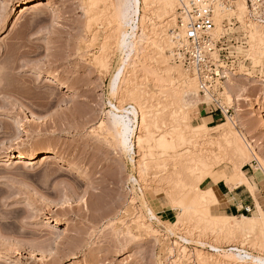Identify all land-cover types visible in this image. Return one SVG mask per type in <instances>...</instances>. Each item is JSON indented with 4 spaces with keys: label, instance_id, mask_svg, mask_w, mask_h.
Returning a JSON list of instances; mask_svg holds the SVG:
<instances>
[{
    "label": "rangeland",
    "instance_id": "obj_1",
    "mask_svg": "<svg viewBox=\"0 0 264 264\" xmlns=\"http://www.w3.org/2000/svg\"><path fill=\"white\" fill-rule=\"evenodd\" d=\"M27 1L31 0H0V264H201L199 258L206 255L210 264H217L225 254L212 252L210 245L223 249L236 245L264 256V245L255 235L220 238L207 225L206 230L203 225L198 228L196 219L186 221L166 195L172 185V153L157 149L156 140L168 132L170 120L165 116L169 113L170 119L175 107L171 99L177 95L171 83L163 82L161 53L173 69L195 75L176 64L173 57L170 30L177 27L181 0H177L175 24L168 29V37L155 5H141L146 16V49L136 54L125 70L119 96L111 94V80L122 58L111 0H95L98 6L94 0H42V6L23 13ZM209 1L215 14L214 36L228 34V42L233 39L237 44L231 51L237 52L238 66H226L231 74L219 95L232 111L212 123L208 116L213 99L200 93L198 81V95L185 99L191 102L186 107L189 122L193 128L204 124L215 128L230 123L228 117L236 122L238 108L243 110V122L252 118L258 127L264 116V75H258L264 69V45L258 47L260 52L256 45L258 41L262 45L264 39V0H244L247 9L243 16L235 4L242 0ZM255 29L263 33L256 31L261 38L253 40ZM104 55L109 58L108 69L97 63ZM133 87L138 95L152 99L147 98L148 102L141 96L140 100L148 102L150 109L153 103L150 111L155 116L150 117L158 118L154 122L149 119L150 144L146 141L144 149L136 144L134 153L128 154L116 143L107 124L111 103L138 108L136 100L125 98ZM243 95L246 102L237 104ZM162 99L171 103L167 114L161 113ZM140 121L139 116V126ZM143 129L138 131L139 137L148 134ZM237 129L242 132V124ZM210 132L208 139H214L215 145H203L200 138L192 143L194 147L188 144L191 150L211 146L213 149L207 147L212 151L209 154L217 159L213 179L202 182L201 188H212L223 177L242 170L260 182L264 197V129L250 134L259 157L249 162H238L236 152L217 142L215 131ZM36 149L56 153L66 162L56 164L43 155L19 160L21 154ZM217 198L221 205L212 208L211 215L221 218L226 215V205L219 195ZM150 210L158 220H151ZM254 212L244 214L253 216ZM241 221L239 217L237 223ZM60 232L65 236L58 238ZM203 242L205 247L200 244Z\"/></svg>",
    "mask_w": 264,
    "mask_h": 264
},
{
    "label": "bare ground",
    "instance_id": "obj_2",
    "mask_svg": "<svg viewBox=\"0 0 264 264\" xmlns=\"http://www.w3.org/2000/svg\"><path fill=\"white\" fill-rule=\"evenodd\" d=\"M96 1H99V0H96ZM96 1L94 0L93 2L96 4ZM93 2L92 4L94 5ZM106 2H108V0ZM97 3L99 4V2ZM110 3H111L112 10H113V13H112L113 17L111 16V18L112 19L114 18V20L118 24L117 45H118V50L120 51L122 55V58L120 59L121 65L117 69V71L115 72L111 80V92H112L111 94L112 96H116L120 94L121 84L123 83V78L125 76V70H127V67H130L129 65L132 64V60L135 57V55L138 54L140 51L146 49L144 46V43L146 42L148 38L146 37V33L144 29V24H145L144 21H146V18H145L146 16L142 15V10L144 9H142L141 5L142 4L152 5V6L155 5V9H156V12L158 13V16L161 18L162 22L165 23V25H163L164 26L163 33L165 37L169 36V34H167L168 29H171L172 27H174L173 26L175 24L174 14H175V11L178 5H177V0H143V1L142 0H111ZM245 3L246 2L244 0L237 1L235 3L237 6V10L241 16L245 15L244 13L246 12V9H247ZM35 4H39V5H35ZM92 4L90 6L93 7ZM39 6H42V0L27 1L24 7H22L24 8L23 13H28L32 8L39 7ZM94 8L96 9L97 7H94ZM227 10L228 12H231V13L233 12V9H227ZM140 30L142 32L141 35H139ZM173 31H174V28L170 30L171 33ZM256 31L257 30L255 29V33ZM260 32L263 33L262 31H259L258 33ZM251 37L253 40H256V38L258 39L261 38L260 36H258L257 33L255 35H252ZM170 38H172V41L170 39L169 40L173 42V44L175 45L172 35H170ZM262 41H263L262 45L261 43L259 45V41H258V45L255 44L257 46L256 48L257 51L259 50L258 49L259 46L264 45L263 38H261V42ZM252 48H253L252 50L253 52L254 46H252ZM261 53L263 55L262 49H261ZM161 54H162L161 63L163 64V66L160 68V70H162L163 77L165 78L166 82L164 79L162 80H164L163 81L164 83H167V82L171 83V85L173 86V89L175 87L176 89L175 93L177 95L176 97L174 96V100L171 99V97H173L172 95L170 97L172 103L176 107V108L173 107L172 111L170 110V112L172 113V115L170 116V119H169V113H168L169 110L167 111L168 114L166 113V110L169 104L171 103L168 104L167 102H164L166 99L167 100L169 99L167 97V95L169 94L167 93L165 100L162 99V101L165 104L166 103L167 104L165 106V104L161 102V104H164V106L160 110L162 111L161 112L162 114L166 113L168 115V116H165V115L164 116L166 118L168 117V120H170V124L167 123V127L169 126L168 132L165 135L162 132L163 136L158 141L156 140L157 146L155 145L157 149L158 148L162 149L166 153L168 152L172 153L170 155L171 157L169 156L170 162L173 165L171 174L169 177V180H171L172 185L169 186L170 190H168V192L166 191L167 192L166 195L169 197L171 202H173L174 208L181 212V215H180L181 217L186 219V221L190 219H196V226L198 228L202 227L201 225H203V228L205 229L207 225L208 227L213 229L216 235H219L220 238L224 237L226 239H233L237 236H246L248 234H253L264 245V210L262 209L261 206L258 205V210L257 212H254L253 216H246V215L241 216L240 218L242 219V221L240 223H237L238 222L237 217H233L229 215H222V217L220 218V217L211 215L212 208L216 206H220L221 203L219 199L217 198L218 195L215 194V191L213 190V188L203 189L201 188L200 184H202V182H205L208 179H211V178L213 179V176L211 174H212V170L214 168V164L217 159H216V156L214 158L215 161L213 160V157L211 158L209 154V151L211 150L208 149L211 146L208 147L209 145H207L208 148L206 146L202 147L201 149L194 148V150H191L189 148L191 145L194 147L193 144L199 138H200V141L203 140V145L204 143L205 144L212 143L213 142L212 140L214 139L212 140L208 139L209 137L208 131L210 132V130H212V132L215 131L214 134H216L215 136L217 138V142L225 143L226 146L228 145L230 147L229 150L231 149L232 151L234 150L236 152V155L235 154L233 155L237 156L236 159L239 158L237 159L238 162L248 161V160L251 161L252 158L258 161V157H259L257 155L258 153H256V151L254 150L255 140L250 137V134H253V132L259 128L264 129V116L262 117L263 119L261 120V123L259 122L258 124L259 126L257 127V124L253 123L252 118L249 120L250 122H246V123L243 122L242 120V117L244 115L243 110L237 108L236 116H235L236 122L233 121L232 117H228L230 120V123H222V124L216 125L215 128L208 127L206 124H204L201 127L193 128L189 122L190 119L188 118L187 112H186V107H188L189 103L191 102L188 103L186 102L185 99L187 98L191 99V97H195L198 95V79L196 78V75L194 74H193L194 77L185 75L184 74L185 72H183L180 68L173 69L174 67L172 68L170 66L168 59H166L167 57H165V54L163 52ZM256 54L258 55L257 52ZM106 55L101 56V58L98 59L97 63L101 66V68L108 69L110 68L108 67L110 65H108L109 62H106V58H107ZM138 89L141 90V88H138ZM138 92L140 91L138 90ZM162 93L163 95L166 94L165 92H162ZM162 93H161V96H162ZM142 94L138 95L136 91H134V87L131 90L129 89L125 93V98L127 97V100L128 98L132 100H136L138 104V108L135 106L131 108H127V107L125 108L123 106L118 107L117 105L111 103L112 110L109 111L108 113L107 129L109 133L114 137L116 143H118L119 146L122 147L123 151H125L128 154L134 153L136 144L137 146H139V149L140 148L144 149L143 147H145L144 145H146V141L148 142L149 139L151 138L153 139L152 136L151 137L149 136V134L151 135L153 134H152V131L150 133V129H149L150 126L148 125V123H150L152 119L154 122L157 120V119L154 120V118H158V116L154 117L155 113L150 111L154 107V105H152L153 103H151V106L153 107L151 109L149 108L150 104L148 102L150 100L148 99H151V98H148L149 97L148 96L147 97L148 99H147L146 95L143 96ZM141 96L147 99L148 101L147 104H146V101L140 100L143 98V97L141 98ZM243 97L244 98H240V100L238 99L239 101H237V104L238 102H240L239 104H241V102H246L245 100L247 99L245 98L247 97H245V95H243ZM156 100H153V101L157 102ZM153 110L154 109H152V111ZM150 115H154L153 116L154 118H151ZM139 116L141 117V120H142V122L140 121L141 122L140 126L138 124ZM149 119L151 120L150 122H149ZM162 120H163V117H162ZM159 121L161 120L159 119ZM240 124H242V130H243L242 132H240L237 129L238 125ZM153 125L156 126V124L154 123ZM140 128H144L146 130V133L148 134L145 133L146 134L145 137H147L148 135L150 137L149 139L148 137L144 139L145 138L144 136L143 137L138 136V131L140 130ZM134 139L136 141H134ZM198 143H201V142H198ZM188 144H191V145L188 147ZM215 144L216 143L214 142L213 145ZM235 152H232V153H235ZM250 154H251V157H250ZM40 155H43L45 157V160L47 161L53 160V162L56 164H63L66 162L64 158L58 157L56 153H53V152L42 153L41 151L37 149L29 153L21 154L19 160H32L34 158H37ZM237 167H239L238 168L239 170L240 166H237ZM237 167L235 165V169ZM226 183L231 188H235L243 184H249L246 174L242 170H239V171L235 170V174L232 177L226 179ZM167 189L168 188H166V190ZM250 190H252V188ZM149 215L151 216V220L159 219L153 213L152 210L149 211ZM197 221L200 223V226L197 225ZM144 224L147 229H150V230L152 229L150 224H147L148 226H146V223ZM208 227H207V230H208ZM211 229L208 231H211ZM64 236H65L64 233L60 232L57 237L62 238ZM182 242H184L185 244H188L189 239L187 240L184 237L182 238ZM200 244L204 247L206 246L204 242ZM209 248L212 252H217L219 254L222 252L225 254L224 255L225 257L222 256L223 260L221 259L219 262H217V264H264L263 255H256L240 246L232 245L228 247V249H223L216 245H210ZM44 251L51 252L49 250L47 251V249L46 250L44 249ZM205 257L199 258L200 263L210 264L208 259H205ZM218 258L219 257H217V259Z\"/></svg>",
    "mask_w": 264,
    "mask_h": 264
},
{
    "label": "built area",
    "instance_id": "obj_3",
    "mask_svg": "<svg viewBox=\"0 0 264 264\" xmlns=\"http://www.w3.org/2000/svg\"><path fill=\"white\" fill-rule=\"evenodd\" d=\"M181 5L177 27L171 33L175 42L174 60L196 75L200 93L204 97L213 98L211 114L227 117L232 108L223 105L219 95L223 94L228 74H231L226 66H238L239 63L237 52L231 51V46L236 43L233 39L228 42V34L214 36L215 14L209 0H181ZM259 72V76L264 75V69Z\"/></svg>",
    "mask_w": 264,
    "mask_h": 264
},
{
    "label": "crops",
    "instance_id": "obj_4",
    "mask_svg": "<svg viewBox=\"0 0 264 264\" xmlns=\"http://www.w3.org/2000/svg\"><path fill=\"white\" fill-rule=\"evenodd\" d=\"M212 119V123L221 121L222 116L220 114H211L208 119ZM245 173V172H244ZM232 177V176H231ZM249 184H243L235 188H231L227 183L225 178L213 185L212 188L215 189L217 195L223 200L224 205H226L224 212L226 215L233 217H241L247 210L251 212L255 210L257 212L258 205L264 207V197L261 194L262 188L260 182L256 178L248 177ZM252 188V190H250ZM252 191V192H251ZM261 202V203H260Z\"/></svg>",
    "mask_w": 264,
    "mask_h": 264
}]
</instances>
